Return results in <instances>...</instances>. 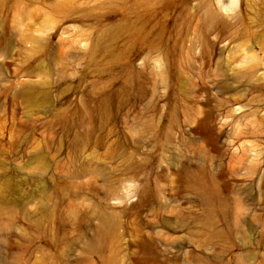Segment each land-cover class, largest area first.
I'll list each match as a JSON object with an SVG mask.
<instances>
[{"label":"rangeland","instance_id":"374dc122","mask_svg":"<svg viewBox=\"0 0 264 264\" xmlns=\"http://www.w3.org/2000/svg\"><path fill=\"white\" fill-rule=\"evenodd\" d=\"M141 263L264 264V0H0V264Z\"/></svg>","mask_w":264,"mask_h":264},{"label":"bare ground","instance_id":"6f19581e","mask_svg":"<svg viewBox=\"0 0 264 264\" xmlns=\"http://www.w3.org/2000/svg\"><path fill=\"white\" fill-rule=\"evenodd\" d=\"M209 19L212 20V21L213 20H217L218 19V15L216 13H210L209 14ZM141 264H144V263H141Z\"/></svg>","mask_w":264,"mask_h":264}]
</instances>
